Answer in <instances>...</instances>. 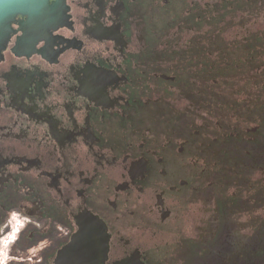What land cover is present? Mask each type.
Returning <instances> with one entry per match:
<instances>
[{
  "label": "flooded vegetation",
  "instance_id": "af4514ba",
  "mask_svg": "<svg viewBox=\"0 0 264 264\" xmlns=\"http://www.w3.org/2000/svg\"><path fill=\"white\" fill-rule=\"evenodd\" d=\"M60 17L0 58V264H264V0Z\"/></svg>",
  "mask_w": 264,
  "mask_h": 264
},
{
  "label": "water",
  "instance_id": "95a60500",
  "mask_svg": "<svg viewBox=\"0 0 264 264\" xmlns=\"http://www.w3.org/2000/svg\"><path fill=\"white\" fill-rule=\"evenodd\" d=\"M63 0H0V58L6 48L13 32L12 24L17 22V17H26L20 28L25 35L33 36L39 29L60 17ZM86 233L80 232L73 236L71 242L58 252L57 264H67V254L79 248V244L88 243ZM86 249L83 251L85 252ZM82 264H86L82 261ZM89 264V263H87Z\"/></svg>",
  "mask_w": 264,
  "mask_h": 264
},
{
  "label": "rangeland",
  "instance_id": "374dc122",
  "mask_svg": "<svg viewBox=\"0 0 264 264\" xmlns=\"http://www.w3.org/2000/svg\"><path fill=\"white\" fill-rule=\"evenodd\" d=\"M264 226V225H263ZM249 229V230H248ZM248 229H245L246 231H250V228H248Z\"/></svg>",
  "mask_w": 264,
  "mask_h": 264
}]
</instances>
